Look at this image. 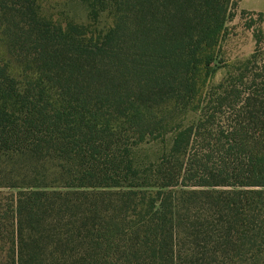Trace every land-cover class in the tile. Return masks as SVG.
Segmentation results:
<instances>
[{
  "label": "trees",
  "instance_id": "trees-1",
  "mask_svg": "<svg viewBox=\"0 0 264 264\" xmlns=\"http://www.w3.org/2000/svg\"><path fill=\"white\" fill-rule=\"evenodd\" d=\"M77 1L0 0V264H264V66L209 83L239 0Z\"/></svg>",
  "mask_w": 264,
  "mask_h": 264
},
{
  "label": "rangeland",
  "instance_id": "rangeland-1",
  "mask_svg": "<svg viewBox=\"0 0 264 264\" xmlns=\"http://www.w3.org/2000/svg\"><path fill=\"white\" fill-rule=\"evenodd\" d=\"M41 2L44 10L55 18L88 21L85 5L77 0H41ZM105 21L104 18L102 23L105 24ZM250 60L252 61L250 65L264 66V18L242 14L236 9L235 15L226 23L219 46L218 60L214 66L215 71L209 81L210 85L220 84L230 72ZM142 149L146 155H149L148 157H151L158 150V145L150 143Z\"/></svg>",
  "mask_w": 264,
  "mask_h": 264
},
{
  "label": "crops",
  "instance_id": "crops-1",
  "mask_svg": "<svg viewBox=\"0 0 264 264\" xmlns=\"http://www.w3.org/2000/svg\"><path fill=\"white\" fill-rule=\"evenodd\" d=\"M237 9L245 10L252 15L262 13L264 15V0H239Z\"/></svg>",
  "mask_w": 264,
  "mask_h": 264
}]
</instances>
